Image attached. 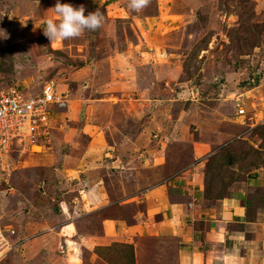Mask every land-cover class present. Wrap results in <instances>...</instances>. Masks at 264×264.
<instances>
[{"label": "rangeland", "instance_id": "1", "mask_svg": "<svg viewBox=\"0 0 264 264\" xmlns=\"http://www.w3.org/2000/svg\"><path fill=\"white\" fill-rule=\"evenodd\" d=\"M175 1L148 0L137 12L128 7L129 0H60L83 5L85 15L99 9L105 21L96 31L50 43L42 27L46 18L56 19V0H0V29L7 34L0 38V83L18 85L34 95L52 80L63 98L62 105L51 107V112L61 114L53 116L46 137L32 149L48 153L59 143L68 148L64 142L76 136L73 129L83 122L87 98L102 96L95 110L103 116L114 111L111 134L118 144L132 141L136 119L142 123L147 118L148 138H153L151 127L174 120L183 101L189 116H207L205 128L219 117L231 120L227 128L232 142L214 149L211 161H206L205 180L217 178L223 197L251 178L256 167H264V0H201L185 10ZM143 25L149 34L142 33ZM168 47L174 53L171 60H166ZM171 63L178 70L170 69ZM110 65L121 72V80L107 70ZM139 75L145 83H138ZM125 84L130 86L124 88ZM132 97L133 104L127 102ZM240 107L244 114H237ZM190 124L200 125L198 119ZM139 133L140 139L147 137L145 130ZM106 141L112 139L105 137ZM12 148L0 156V226L11 224L14 239L25 240L28 210L36 216V207L49 208L52 202H34L38 194L43 200L44 189L42 175L34 177L31 149L20 153ZM224 154L231 155V163H224ZM29 230L31 236L48 231Z\"/></svg>", "mask_w": 264, "mask_h": 264}, {"label": "crops", "instance_id": "2", "mask_svg": "<svg viewBox=\"0 0 264 264\" xmlns=\"http://www.w3.org/2000/svg\"><path fill=\"white\" fill-rule=\"evenodd\" d=\"M200 1L175 4L185 10ZM168 50L171 60L174 53ZM107 70L121 80L116 67ZM101 97L87 98L76 136L64 142L68 148L59 143L48 153L31 150L34 177L42 175L44 189L43 200L38 194L34 202L52 205L36 207V216L28 210L21 252L12 250L0 264H264V167L213 203L203 196L206 161L214 149L232 142L231 120L212 119L205 128L207 116H189L179 101L174 120L151 127L153 138L147 118L143 124L136 119L132 141L118 144L111 134L114 111L103 116L95 110ZM131 99L126 101L133 104ZM60 114L54 109L51 119ZM196 119L200 125L194 127L190 121ZM142 130L145 139L138 137ZM105 137L112 141L105 144ZM35 228L48 231L31 236L29 229Z\"/></svg>", "mask_w": 264, "mask_h": 264}, {"label": "built area", "instance_id": "3", "mask_svg": "<svg viewBox=\"0 0 264 264\" xmlns=\"http://www.w3.org/2000/svg\"><path fill=\"white\" fill-rule=\"evenodd\" d=\"M62 104L63 98L56 92L52 80L45 81L34 95L18 85L0 83V156L12 147L22 153L25 149L32 150L33 146H38L39 140L47 135L46 126L52 123L51 107ZM238 113H244L242 107ZM8 233H14L11 226H0V261L16 245L12 239V243L9 242ZM59 248L63 251L61 244Z\"/></svg>", "mask_w": 264, "mask_h": 264}, {"label": "clouds", "instance_id": "4", "mask_svg": "<svg viewBox=\"0 0 264 264\" xmlns=\"http://www.w3.org/2000/svg\"><path fill=\"white\" fill-rule=\"evenodd\" d=\"M147 4L148 0H129L128 7L131 10L138 12L142 10ZM52 9L54 10L56 19L54 20L53 18H46L44 20V26L42 27L43 34L48 38L50 43L79 37L85 31H96L102 27L105 21V17L99 9L90 11L87 13V15H85V8L83 5L74 7L70 3H61L60 0H56V3ZM158 18H160V16H158ZM0 30H2L0 31V38H6L7 34L5 31L3 29ZM237 114L239 113L237 112ZM9 226L14 229V226L11 224H9ZM8 236L12 240L16 241V245L14 246L13 250H18L20 245L23 243L24 238L19 237L18 239H14V233H8Z\"/></svg>", "mask_w": 264, "mask_h": 264}, {"label": "trees", "instance_id": "5", "mask_svg": "<svg viewBox=\"0 0 264 264\" xmlns=\"http://www.w3.org/2000/svg\"><path fill=\"white\" fill-rule=\"evenodd\" d=\"M243 83L245 85L246 84V81L244 80ZM229 154H224V155L221 156L222 159H223V161H224V163H228V164L231 163L230 162L231 155H229ZM217 159L219 160V157H216L215 156V163H216ZM256 169H257V167H256ZM256 169H254L252 171L253 173H251V174H253V176H254V174H256ZM210 172L211 171H209V173ZM208 175H206V177ZM208 179H209V182H206L207 181V178L205 180V188H204V191H203V196H204V198H205L206 201H209L210 202V201H214V200H216L218 198H221L223 196V194H222L223 187L222 186L219 187V184H217L218 179L215 178L214 176H213V178L211 177V178H208ZM223 186H225V185H223Z\"/></svg>", "mask_w": 264, "mask_h": 264}]
</instances>
